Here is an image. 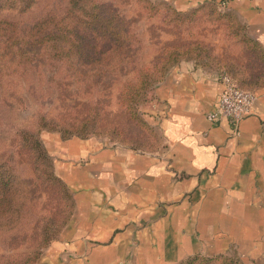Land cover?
I'll list each match as a JSON object with an SVG mask.
<instances>
[{"label":"crops","instance_id":"1","mask_svg":"<svg viewBox=\"0 0 264 264\" xmlns=\"http://www.w3.org/2000/svg\"><path fill=\"white\" fill-rule=\"evenodd\" d=\"M181 7L210 0H170ZM264 48V0H214ZM219 72L181 63L149 110L164 144L150 153L100 140L61 142L59 164L76 213L45 264H179L236 252L264 264V84L238 124L210 122Z\"/></svg>","mask_w":264,"mask_h":264},{"label":"rangeland","instance_id":"2","mask_svg":"<svg viewBox=\"0 0 264 264\" xmlns=\"http://www.w3.org/2000/svg\"><path fill=\"white\" fill-rule=\"evenodd\" d=\"M100 2H106L107 15L124 18L123 28L130 27V40L137 39L135 63L122 68L114 59L109 66L86 65L75 51L60 57L70 58L67 61L44 55L42 63L25 73L7 75L0 82V155L11 160L19 175L20 201L16 202L21 204L18 213L22 218L14 227L0 230V259L37 251L36 264H45L47 250L63 240L75 217L76 190L62 175V141L98 139L103 144L157 152L163 147V134L149 105L156 99L157 86L181 63L211 72L227 71L248 88L264 82V63L249 46V34L238 15L208 1L184 8L170 0H0V19L28 26L48 17L50 27L57 30L62 27L61 18L70 13L73 19L64 25L72 26V34L97 35L99 40L98 19L97 29L86 24L96 11L98 16ZM190 45L198 49L183 53ZM173 46L181 50V60L150 85L148 100L140 110H128L122 98L124 81L133 78L140 67L152 69L156 57ZM114 55L119 54L112 51ZM100 71L106 75H96ZM22 131L34 133L41 148L24 132L19 135ZM44 149L48 158L42 154ZM24 187L29 190L25 194ZM48 227V242L35 247V241L42 238L39 234ZM205 256L215 257H201L195 264H239L238 259L253 264L236 252Z\"/></svg>","mask_w":264,"mask_h":264},{"label":"trees","instance_id":"3","mask_svg":"<svg viewBox=\"0 0 264 264\" xmlns=\"http://www.w3.org/2000/svg\"><path fill=\"white\" fill-rule=\"evenodd\" d=\"M215 6H222V2L214 0L208 1ZM101 10L97 16V11L92 15L86 26L97 27V19L100 22L99 26V40L97 35L88 37V34H81L77 32L72 34V26L64 25V21L69 18L73 19L70 13L66 17L61 18L62 27H58L57 30H53L50 27L51 20L48 17H44L38 20L34 24L26 26L21 25L19 21H15L10 18L0 19V82L7 75H12L16 71L25 73L28 69L36 66V63H42L41 60L45 59L44 55H50L57 60H69L70 58H60L61 56L76 52L81 54V63L86 65H106L112 64L114 59H117L118 64L124 66L125 64L135 63L139 52V48H134L136 38H131L130 27L128 29L123 28L124 18H115L107 15L106 2H100L98 5ZM232 11V10H231ZM98 17V18H97ZM245 29L244 25H242ZM75 28V27H74ZM97 29V28H96ZM134 35V34H133ZM247 42L249 46L257 52V57L264 63V48L249 35ZM198 49V46H187L183 53H190V51ZM112 51L118 53L117 56H112ZM107 53H110L109 56ZM181 50L177 47H171L165 50L162 56L156 57L152 69L150 67H140L136 70L133 78L124 81V87L122 91V98L127 105L128 110H140V107L145 103L148 98L147 90L150 85L160 81L165 75L167 69L181 60ZM113 57V58H112ZM44 62V61H43ZM123 68V67H122ZM154 69V70H153ZM228 74L231 79L240 88L255 91V87L264 84L257 83L256 85L245 87L242 86L229 72L219 71V77L221 79L222 74ZM98 76H105L103 71H100ZM25 136H30L34 145L41 148V142L39 138L31 131H22ZM24 136V137H25ZM30 144V143H26ZM45 150V149H44ZM42 150L44 158H48L46 150ZM55 180L66 185V183L56 175L52 173ZM20 178L17 171L12 165L11 160L4 158L0 155V230L3 226H7L8 229L14 227L19 223L20 218L18 211L21 209L20 202H16L20 199L17 193L19 192ZM27 188H23L24 194L29 191ZM20 201V200H19ZM44 229L39 235L42 238H38V242L35 247L43 245L48 242V238L45 240L48 232ZM224 256V254H219ZM39 254L37 251L22 254H10L0 259V264H36ZM215 257L205 256L201 254L192 255L179 264H195L199 258ZM239 264H245L240 259L237 260Z\"/></svg>","mask_w":264,"mask_h":264},{"label":"built area","instance_id":"4","mask_svg":"<svg viewBox=\"0 0 264 264\" xmlns=\"http://www.w3.org/2000/svg\"><path fill=\"white\" fill-rule=\"evenodd\" d=\"M222 4L225 5L223 2ZM221 81L224 88L220 92L214 107L207 112L206 117L212 123L227 118L234 124H238L251 112L256 93L240 88L226 73L222 74Z\"/></svg>","mask_w":264,"mask_h":264}]
</instances>
